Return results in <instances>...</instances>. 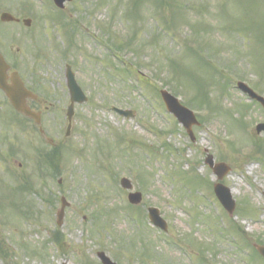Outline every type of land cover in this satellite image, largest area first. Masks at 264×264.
<instances>
[{"label": "rangeland", "instance_id": "rangeland-1", "mask_svg": "<svg viewBox=\"0 0 264 264\" xmlns=\"http://www.w3.org/2000/svg\"><path fill=\"white\" fill-rule=\"evenodd\" d=\"M163 1L71 0L59 14L52 0H0V12L31 19L29 27L0 22V51L11 60L30 32L44 45L40 76L54 107L44 119L59 150V173L41 178L26 146H41L38 134L16 123L8 130L22 169L0 168V264H100L98 251L117 264H264L253 249L264 246V131H254L264 109L235 88L242 80L264 97V28L253 25L264 21V0ZM64 63L88 95L66 137ZM163 87L194 112L204 103L193 142L166 112ZM206 152L231 167L221 180L235 199L231 217L213 194ZM122 177L142 193L139 205L127 201ZM61 196L70 206L59 227ZM148 206L158 207L166 233L148 221Z\"/></svg>", "mask_w": 264, "mask_h": 264}, {"label": "flooded vegetation", "instance_id": "flooded-vegetation-1", "mask_svg": "<svg viewBox=\"0 0 264 264\" xmlns=\"http://www.w3.org/2000/svg\"><path fill=\"white\" fill-rule=\"evenodd\" d=\"M21 19L16 22L17 24L21 22ZM36 32V31H34ZM20 37V36H19ZM26 40L17 48L14 53V57L8 61V56L5 57L6 62L10 66V70L7 72L8 76L12 71L17 72L18 77L23 82L24 87L29 91L37 94V98H32L27 100L29 108L34 111H40L41 113V129L39 125L34 123V119H30L23 114L16 112L10 105L8 99H6L3 91L0 89V168L5 169L7 164H15L16 168L21 170L22 163L15 158L20 155L21 149L19 147H10L8 145L17 144V137L15 139L9 138V131L13 130V124L16 120L13 117H17L21 124L26 128L29 138L33 137L34 134H38L40 144L42 146H36V151H38L37 162H39L41 170L43 168L46 171L47 176H51L50 169L55 173L58 169V150L57 141L53 131H51L45 124L44 115L53 113V101L49 95V91L45 86L44 77L40 76L44 71L45 61H47L48 56L45 53L44 45L36 37L35 33L26 35ZM53 136V138H52ZM20 144V142L18 141ZM45 153V160H42V153ZM50 158V159H48ZM50 161V162H49ZM8 167V166H7ZM3 171H1L2 173Z\"/></svg>", "mask_w": 264, "mask_h": 264}, {"label": "water", "instance_id": "water-1", "mask_svg": "<svg viewBox=\"0 0 264 264\" xmlns=\"http://www.w3.org/2000/svg\"><path fill=\"white\" fill-rule=\"evenodd\" d=\"M54 1H55L56 5L61 8L63 5V2L65 0H54ZM0 19L2 21L8 22V21L14 20V17L10 13H2L0 15ZM25 23L28 25L29 21H25ZM7 70H8V67L5 64L3 57L0 55V88L3 89L7 98L9 99L10 103L14 107V109H16L17 111H19L21 113H24L25 115L31 117L32 119L34 118L36 120V122L39 123L40 122L39 114L31 112L26 106V96H31V94L28 91H26V89L20 83L19 78L16 77V75L13 73L11 75L10 83H8L7 82L8 77L6 76ZM65 75L67 77V85L69 88V95L71 96L70 104L67 106L68 109L66 111V117L68 118V120L70 122L72 119V115L74 113L73 104L76 102L85 101L86 97H85V95H83V92H82L81 88L79 87V85L76 84V82L74 80V74H72L69 66L66 67ZM238 86L240 88H242L246 93H248L251 98L259 101L264 108V98H262L259 95L257 96L250 88H248L247 86L245 87L241 83H238ZM161 92H162V97H163L164 103H166L168 111L171 113H174V115L178 118L179 122L182 123L186 127L188 134H190L191 138L193 139L192 134H191V126L195 123V120H194V117L191 115V112H189L184 107L182 108L179 105V103L176 102L174 100V98L171 97L169 94H167L166 92H163V91H161ZM116 111L118 113H120L121 115H124L126 117L133 116V114H134V112L131 110L127 111V110L116 109ZM69 126H70V123L67 126L68 129H67L66 134L69 133V129H70ZM260 130H264V124H262V123L257 125L256 129H255V131H257V133H259ZM205 163L210 165L213 173L215 175H217V177L219 179H222L225 176V174L228 173L230 170L229 165L224 164L222 162H218V163L214 164L213 163V157L211 155L207 156ZM121 180H122L121 186L123 188L131 189L132 186H131V183L128 179L122 178ZM214 191H215L216 197H218V199L220 200L223 207H225L228 214L231 215V213L233 212V210L235 208L234 207L235 202H234V199L232 198V196L230 195L229 189L226 188L225 186H223L221 183H216V184H214ZM140 199H141V194L139 192H133V193L128 194V201H130L131 204H139L141 202ZM61 204H62L61 208L56 213L57 225H60L62 223V219L64 216V214H63L64 208L69 205V203L66 202L64 197L61 198ZM148 211H149L150 221H152L155 225H158V226L162 227L163 229H165V222L162 221V219L159 217L158 210L153 209V208H149ZM255 248L259 251L261 256L264 258V247L259 246V245H255ZM97 256L100 258L102 264H116V263H113L102 252H98Z\"/></svg>", "mask_w": 264, "mask_h": 264}, {"label": "trees", "instance_id": "trees-1", "mask_svg": "<svg viewBox=\"0 0 264 264\" xmlns=\"http://www.w3.org/2000/svg\"><path fill=\"white\" fill-rule=\"evenodd\" d=\"M254 27H256V29H262L264 28V21H259V23H253ZM258 36V40L259 42L264 45V30L263 32H259L257 34ZM260 77L264 76V72L263 70H261V72L258 73ZM6 249H4V247L2 246V244H0V251L1 252H4ZM31 252L34 254V255H42V252L41 251H37L35 249H31Z\"/></svg>", "mask_w": 264, "mask_h": 264}]
</instances>
